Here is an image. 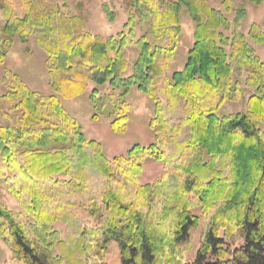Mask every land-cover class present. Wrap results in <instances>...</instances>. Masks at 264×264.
Returning a JSON list of instances; mask_svg holds the SVG:
<instances>
[{
	"label": "trees",
	"instance_id": "obj_1",
	"mask_svg": "<svg viewBox=\"0 0 264 264\" xmlns=\"http://www.w3.org/2000/svg\"><path fill=\"white\" fill-rule=\"evenodd\" d=\"M216 1L218 7L213 0H126L124 29L107 38L87 31L67 0L62 6L30 0L23 16L7 6L0 66L17 39L37 36L58 92L62 87L74 97L93 82L97 108L98 87L109 86L110 100L137 87L155 103L150 129L156 139L110 159L57 96L6 76L0 178L29 223L0 202V239L13 252L4 264H107L113 242L120 264H264V59L249 41L263 44L264 31L252 26L245 34L248 10L236 0ZM184 13L194 22L195 41L169 79ZM245 90H254L246 112L219 115ZM112 102L111 127L122 133L130 105ZM147 160L163 162L164 171L142 184ZM85 213L91 223L81 219ZM58 222L70 229L63 238ZM199 227L194 252L192 231Z\"/></svg>",
	"mask_w": 264,
	"mask_h": 264
},
{
	"label": "rangeland",
	"instance_id": "obj_2",
	"mask_svg": "<svg viewBox=\"0 0 264 264\" xmlns=\"http://www.w3.org/2000/svg\"><path fill=\"white\" fill-rule=\"evenodd\" d=\"M30 0H3L4 6H0V29L5 26L8 21L7 6L12 13L23 16L25 6ZM32 1V0H31ZM40 5H56L62 6L63 0H33ZM215 5L219 3L216 0ZM35 2V3H36ZM238 6L245 7L248 10V15L243 21V32L247 35L252 26L260 27L264 31V3L254 5L248 0H236ZM67 8L70 14L80 16L86 24V30L93 35L107 38L117 36L129 17L130 9L126 6V0H67ZM9 13V12H8ZM13 18V17H12ZM14 19V18H13ZM183 33L181 42L178 45L177 54L174 60L170 63V68L166 75L170 79L175 71L182 70L183 65L188 56V50L193 46L194 38V22L186 13L182 15ZM139 35L142 30L138 29ZM250 44L255 49L259 58L264 59V43L256 45L250 38ZM48 56L41 49L37 36H32L25 41L17 39V42L11 48L5 64L0 66V93L6 91L4 87V78L9 76H17L25 86L40 93L44 96H57L66 108L68 113L76 118L81 126V130L85 133L86 138L97 140L104 147L105 156L113 159L115 157L126 156L129 150L135 145L149 146L155 141V134L150 129V122L155 116V103L143 94L137 87L121 99L116 93L112 97L117 106H121L123 101L130 105L129 121L122 133H116L112 130L111 123L117 117L115 107L110 100L108 94L110 88L108 85L98 87L97 95L99 97V105L95 108L93 100L90 99L93 88L97 87L93 82L85 92L71 96H65L62 92V87L58 92L56 86L53 87V80L47 65ZM58 89V88H57ZM254 90H245L244 98L239 100H230L219 109V115H230L231 113L246 112V102ZM103 104L105 107H103ZM94 115L96 116L94 118ZM261 129L264 130V123H261ZM164 163L157 160H147L144 163L143 171L139 175V180L142 184L152 183L161 177L164 171ZM64 177V176H63ZM66 178V177H64ZM0 202L9 207L13 211L22 214L24 223H29L28 218L22 211V207L16 197L8 188L7 182L0 178ZM81 219L85 224L91 223L88 214H83ZM55 228L58 230L62 238L65 237L70 229L64 222L55 223ZM201 228L192 231V248L195 250L200 243ZM0 264L12 262L13 252L11 247L0 239ZM119 248L116 242L110 245L107 253V264H120L118 260ZM190 253L189 257H194L195 253ZM59 252L56 249L55 255Z\"/></svg>",
	"mask_w": 264,
	"mask_h": 264
}]
</instances>
